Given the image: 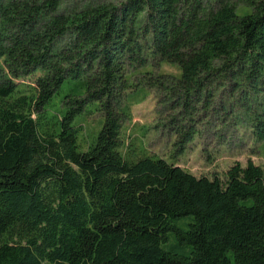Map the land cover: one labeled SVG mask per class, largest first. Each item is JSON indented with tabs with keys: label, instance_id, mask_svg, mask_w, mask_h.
I'll list each match as a JSON object with an SVG mask.
<instances>
[{
	"label": "trees",
	"instance_id": "obj_1",
	"mask_svg": "<svg viewBox=\"0 0 264 264\" xmlns=\"http://www.w3.org/2000/svg\"><path fill=\"white\" fill-rule=\"evenodd\" d=\"M152 90L171 159L229 122L262 142L264 0H0V264H264L263 169L147 154Z\"/></svg>",
	"mask_w": 264,
	"mask_h": 264
},
{
	"label": "rangeland",
	"instance_id": "obj_2",
	"mask_svg": "<svg viewBox=\"0 0 264 264\" xmlns=\"http://www.w3.org/2000/svg\"><path fill=\"white\" fill-rule=\"evenodd\" d=\"M120 0H61V10L68 12L88 5L101 2L118 3ZM156 72L177 74L176 66L162 63ZM34 77L25 78L26 82H32ZM167 109L157 105L156 94L153 90L140 103L132 106V121L128 128L134 132L141 141V145L147 154H153L175 163L195 176H208L216 174L224 176L226 170L236 161L245 165L247 160L259 165L264 171V140L257 142L244 127L234 126L229 122L220 131L221 138L214 137V131L219 128H211L203 132L201 138H195L188 145L185 152L177 158L171 159V136L159 126L161 118ZM98 115L87 118L86 123H95Z\"/></svg>",
	"mask_w": 264,
	"mask_h": 264
}]
</instances>
